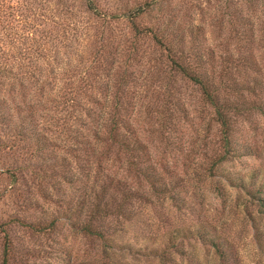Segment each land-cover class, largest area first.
Segmentation results:
<instances>
[{
  "label": "rangeland",
  "instance_id": "obj_1",
  "mask_svg": "<svg viewBox=\"0 0 264 264\" xmlns=\"http://www.w3.org/2000/svg\"><path fill=\"white\" fill-rule=\"evenodd\" d=\"M94 5L105 17L87 12L83 0H0V264L4 248L7 264H221L213 247L195 234L170 240L175 248L167 246L161 258L172 229L198 226L230 245L223 264H264V183L248 191L234 180L252 171L256 182H264V119L253 106L264 103V92L256 85L254 93L252 83L254 75L264 82V0H95ZM133 12L139 28H161L165 18L196 24L186 45L210 50L222 68L219 93L230 106L222 127L196 84L160 72L172 80L153 82L148 90L162 107L169 101L167 111L158 106L150 119H134L158 187L123 157L107 158L103 172L117 186L109 189L107 213L89 220L104 230L101 239L81 229L88 213L77 209L81 183L66 182L60 163L68 158L75 168L77 158L67 153L49 119L44 97L53 96L50 89L42 90V103L33 101L38 91L32 77L35 63L44 76L45 62L63 57L68 46H80L81 40L68 38L71 23L118 36L130 31L121 14ZM139 44L164 59L147 37ZM191 47L186 52L192 61ZM232 79L252 88L233 89ZM37 220L54 223L37 230L31 223Z\"/></svg>",
  "mask_w": 264,
  "mask_h": 264
},
{
  "label": "trees",
  "instance_id": "obj_2",
  "mask_svg": "<svg viewBox=\"0 0 264 264\" xmlns=\"http://www.w3.org/2000/svg\"><path fill=\"white\" fill-rule=\"evenodd\" d=\"M93 3L95 4V0H83L84 9L93 15L105 17L98 12ZM121 15L126 16L130 22L129 36L126 33L111 35L110 31L104 34L103 28L89 30L88 26L71 23L73 31L67 37L81 40L80 46H68L62 52L63 57H52L50 61L45 62V67L41 70L45 73L44 76H40L39 65L35 63L36 75L32 77L36 84L35 90L38 91L33 95V101L37 104L42 103V99L38 97L46 93L42 90L50 89L47 92H51L53 96L44 97L50 109L49 119L51 124L58 126L60 140L67 153L77 158L75 168L71 166V160L68 158L61 160L60 163L64 167L61 176L66 182L79 179L81 183L77 209L85 208L88 212L87 220L81 222V229L101 239L104 238V230L92 226L89 220L97 219V214L103 216L107 213V201L112 198L109 189L117 186L112 177L103 172L109 167V163L105 164L107 158L120 160L123 157L124 162L132 164L153 188L158 187L156 173L148 160L147 148L138 134L134 119L138 117L142 120L150 119L153 112L158 110V106L167 111L165 105L169 101L163 107L157 102L156 96L152 101L154 93L148 90L149 85L161 80L169 84L173 74L196 84L200 97L211 106L222 127L226 126L224 109L230 106L226 97L219 93L222 68L214 64L210 50L199 51L196 46L195 49L191 45H186L189 41L187 37L196 32V24L182 26L177 20L165 18L163 22L161 21V28L150 26L139 28L133 21L136 12ZM108 21L110 20L106 19L105 25ZM142 37H147L153 45L159 47L161 49L159 54L164 52L165 60L145 53L139 44ZM187 47H191L192 61L188 59L190 55L186 52ZM158 62L165 66L159 69L161 66L156 65ZM165 69L172 72L168 79L160 77V72H164ZM252 83L254 93L256 85L264 92V82L257 80L255 75ZM131 85L135 86L133 90ZM246 85L244 80L241 82L231 80L233 89L252 88L251 85ZM140 86L144 88L143 94H140L142 90ZM145 96L146 99L142 100ZM178 101L179 99L173 103L177 105ZM245 101L241 98L242 105ZM263 104L258 102L253 106L264 119ZM222 131L224 133L225 129ZM224 137L225 142H228L226 135ZM119 165L125 164L120 161ZM256 174L258 173L250 171L235 177L234 180L248 191H255L264 183L255 181ZM161 189L164 191V188ZM48 222L37 220L31 223L38 230L47 228L54 220ZM194 234L213 247L223 264L226 256H229L230 245L218 233L203 226L195 229H172L167 242L170 245L166 244L159 252L161 258L167 257L166 248H175L173 241L170 240ZM6 249L4 248L2 252L1 264H7ZM158 251L150 249L152 254H157Z\"/></svg>",
  "mask_w": 264,
  "mask_h": 264
}]
</instances>
